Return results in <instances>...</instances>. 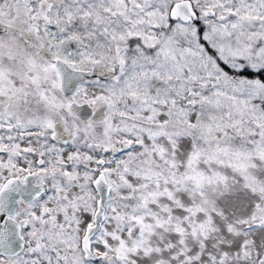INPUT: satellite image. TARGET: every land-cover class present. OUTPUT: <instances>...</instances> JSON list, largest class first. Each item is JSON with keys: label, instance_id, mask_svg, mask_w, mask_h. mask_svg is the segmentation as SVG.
I'll list each match as a JSON object with an SVG mask.
<instances>
[{"label": "snow or ice", "instance_id": "snow-or-ice-1", "mask_svg": "<svg viewBox=\"0 0 264 264\" xmlns=\"http://www.w3.org/2000/svg\"><path fill=\"white\" fill-rule=\"evenodd\" d=\"M0 264H264V0H0Z\"/></svg>", "mask_w": 264, "mask_h": 264}]
</instances>
